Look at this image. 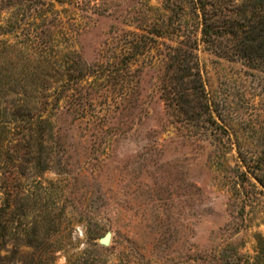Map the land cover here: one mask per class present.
Returning a JSON list of instances; mask_svg holds the SVG:
<instances>
[{"label":"rangeland","instance_id":"rangeland-1","mask_svg":"<svg viewBox=\"0 0 264 264\" xmlns=\"http://www.w3.org/2000/svg\"><path fill=\"white\" fill-rule=\"evenodd\" d=\"M38 1L0 0V64L34 44L52 76L0 87V264H264V64L237 49L260 2L202 0L213 42L192 0Z\"/></svg>","mask_w":264,"mask_h":264},{"label":"trees","instance_id":"trees-1","mask_svg":"<svg viewBox=\"0 0 264 264\" xmlns=\"http://www.w3.org/2000/svg\"><path fill=\"white\" fill-rule=\"evenodd\" d=\"M26 1V0H25ZM46 0H39L38 2L43 6L46 5ZM58 1H64V0H58ZM261 4V15L260 19L258 20V26H252V24L249 23L247 25H244V29L239 27L238 31L240 34H242V38L238 46V54L240 57L246 59L248 62H251L255 65H260V63L264 64V0H257ZM194 8L196 9V14L198 15V18L201 23V30L203 33V37L207 39V41H213L214 38L217 35V28L219 26L218 22L221 20V16L216 12L208 10V7L206 4L202 2V0H192ZM51 3V2H50ZM53 4V3H52ZM218 19V20H216ZM20 20V19H19ZM222 20H225V18H222ZM5 25L1 26L4 27L2 30L3 33H12L13 29L10 27V22ZM218 21V22H217ZM33 36V34H30ZM238 35V33H237ZM239 38V36H238ZM35 40V39H34ZM7 43V51L6 53H2L5 55L4 60L0 64V75L2 74V81H0V87L5 90V95H18L21 91L23 93H27L28 88L34 89L36 86V89L38 90V86L44 83L45 81H48V79L51 76L49 74V69L47 66H45L42 63L41 58H38L37 55H40L37 53V51L33 50V45H31V48L27 47V50H25V62L22 64L23 67L19 69V64L22 62L19 59V49L15 47V44H13L10 40L6 42ZM35 43V42H34ZM26 46V44H25ZM185 49V48H184ZM181 49V50H184ZM180 50V49H179ZM187 53V52H186ZM186 53L180 52V54L175 55V59L172 62V64L169 66L172 70V75L169 79L170 84L174 83L172 87H176L175 95L174 97H177V102L181 103L183 105H188L190 103L189 96L192 94H188V88L182 87V81L186 78L187 73V64H185L186 61ZM181 56V57H180ZM187 66V67H186ZM64 74H60V79L64 78ZM84 76V72L81 70L77 73H74V77L76 80L82 79ZM6 77V80L3 82V79ZM54 77V75H53ZM181 85V87H179ZM38 87V88H37ZM181 88V90H180ZM24 104L26 103V100L24 99ZM10 107H19V103L17 100H14L12 103L9 101ZM26 107V109H29L28 105H22ZM182 109V108H181ZM8 107H5V111L7 112ZM11 110V109H10ZM188 110L185 109V112ZM21 113V112H20ZM19 115V109L15 112H12V118L14 120L17 119ZM43 121L48 123L49 126H51L53 120L49 116H47L45 119L43 118ZM54 125V124H53ZM4 205L0 208V226L2 227V217L6 215L9 211L12 209V203L10 202V198L3 200ZM11 209V210H10ZM4 229V227H3ZM3 234L0 233V249L4 247L5 242L3 240ZM19 241V238H17L16 242ZM1 259V257H0Z\"/></svg>","mask_w":264,"mask_h":264},{"label":"water","instance_id":"water-1","mask_svg":"<svg viewBox=\"0 0 264 264\" xmlns=\"http://www.w3.org/2000/svg\"><path fill=\"white\" fill-rule=\"evenodd\" d=\"M111 239H112V233L111 232H108L102 239V243L104 245H109L111 243Z\"/></svg>","mask_w":264,"mask_h":264}]
</instances>
